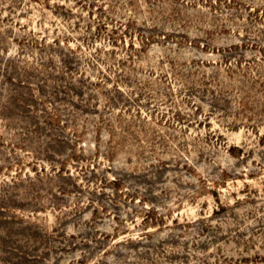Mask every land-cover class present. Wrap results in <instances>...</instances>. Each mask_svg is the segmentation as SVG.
<instances>
[{
	"label": "rangeland",
	"instance_id": "374dc122",
	"mask_svg": "<svg viewBox=\"0 0 264 264\" xmlns=\"http://www.w3.org/2000/svg\"><path fill=\"white\" fill-rule=\"evenodd\" d=\"M0 264H264V0H0Z\"/></svg>",
	"mask_w": 264,
	"mask_h": 264
}]
</instances>
